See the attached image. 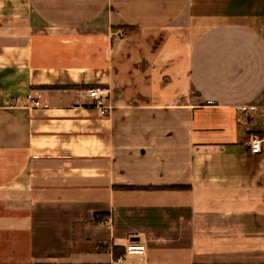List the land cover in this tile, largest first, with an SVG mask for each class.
Instances as JSON below:
<instances>
[{
    "label": "crops",
    "instance_id": "crops-1",
    "mask_svg": "<svg viewBox=\"0 0 264 264\" xmlns=\"http://www.w3.org/2000/svg\"><path fill=\"white\" fill-rule=\"evenodd\" d=\"M262 133L264 0H0V264H264Z\"/></svg>",
    "mask_w": 264,
    "mask_h": 264
},
{
    "label": "built area",
    "instance_id": "built-area-1",
    "mask_svg": "<svg viewBox=\"0 0 264 264\" xmlns=\"http://www.w3.org/2000/svg\"><path fill=\"white\" fill-rule=\"evenodd\" d=\"M100 94L99 89L89 90V96L98 99ZM34 106H39L38 102H33ZM105 111H102L104 113ZM264 143V133L257 135L248 141V149L252 154H257L261 151V146ZM145 254L144 246L138 243H130L125 247V256L143 257Z\"/></svg>",
    "mask_w": 264,
    "mask_h": 264
},
{
    "label": "trees",
    "instance_id": "trees-1",
    "mask_svg": "<svg viewBox=\"0 0 264 264\" xmlns=\"http://www.w3.org/2000/svg\"><path fill=\"white\" fill-rule=\"evenodd\" d=\"M175 189H182V188L181 187H177ZM118 251H119V248H113V255H114V257H117L118 256V254H117ZM120 251L122 252V254H125V249H121Z\"/></svg>",
    "mask_w": 264,
    "mask_h": 264
},
{
    "label": "rangeland",
    "instance_id": "rangeland-1",
    "mask_svg": "<svg viewBox=\"0 0 264 264\" xmlns=\"http://www.w3.org/2000/svg\"><path fill=\"white\" fill-rule=\"evenodd\" d=\"M255 133V132H254Z\"/></svg>",
    "mask_w": 264,
    "mask_h": 264
}]
</instances>
